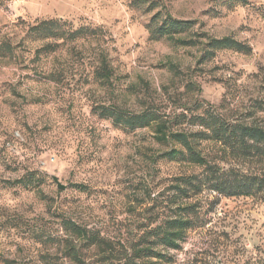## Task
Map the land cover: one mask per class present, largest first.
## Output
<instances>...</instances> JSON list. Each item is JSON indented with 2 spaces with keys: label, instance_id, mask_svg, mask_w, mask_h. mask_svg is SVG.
I'll return each mask as SVG.
<instances>
[{
  "label": "rangeland",
  "instance_id": "374dc122",
  "mask_svg": "<svg viewBox=\"0 0 264 264\" xmlns=\"http://www.w3.org/2000/svg\"><path fill=\"white\" fill-rule=\"evenodd\" d=\"M169 17L251 52L204 60L199 47L152 35ZM59 19L63 30L96 33L37 59L42 42L29 27ZM103 56L111 83L96 78ZM210 106L232 122L264 125V0H0V264H75L64 253V219L125 243L174 215L175 179L201 169L169 157L172 146L152 128L106 116L150 107L171 117L185 108L190 118ZM222 211L236 240L230 264H247L264 241V204L224 198L214 213ZM197 238L171 252L170 264L202 252ZM83 254L96 264L97 252Z\"/></svg>",
  "mask_w": 264,
  "mask_h": 264
},
{
  "label": "trees",
  "instance_id": "16d2710c",
  "mask_svg": "<svg viewBox=\"0 0 264 264\" xmlns=\"http://www.w3.org/2000/svg\"><path fill=\"white\" fill-rule=\"evenodd\" d=\"M238 1L246 3V0ZM64 25L61 19L40 20L29 27L27 36L37 37L42 42L36 50L37 59L42 53L55 55L60 47L77 45L82 38L96 33V30L83 27L67 31L63 30ZM151 33L180 47H199L204 60L212 59L216 52L223 50L251 52L248 45L232 37L201 36L193 32L192 22L170 17ZM5 48L11 54L16 49L11 44H5ZM102 63L104 66L96 78L111 83L112 70L104 56ZM47 78L56 81L58 76L52 72ZM106 118L129 129L152 128L158 143L172 146L169 157H179L184 163L200 168L201 172L175 179L171 188L174 192L170 196L171 203L177 207L175 214L166 216L161 224L150 230L139 231L137 242L132 239L123 243L71 219H64L66 257L75 264H90L83 254L87 250L97 252L96 264H170L175 263L171 252L183 251L186 243L198 237L205 248L187 258L184 264L233 262L236 240L228 230L232 218L226 211L220 215L214 211L224 198H245L264 204V125L232 122L217 115L211 106L190 118L185 108L171 117L150 107L131 115L109 114ZM184 123L197 126V129L183 128ZM152 259L156 261L152 262ZM247 264H264V241L253 247Z\"/></svg>",
  "mask_w": 264,
  "mask_h": 264
},
{
  "label": "water",
  "instance_id": "95a60500",
  "mask_svg": "<svg viewBox=\"0 0 264 264\" xmlns=\"http://www.w3.org/2000/svg\"><path fill=\"white\" fill-rule=\"evenodd\" d=\"M53 179L57 183L59 189H61V190H65L66 189V186L61 184L57 177H54Z\"/></svg>",
  "mask_w": 264,
  "mask_h": 264
}]
</instances>
